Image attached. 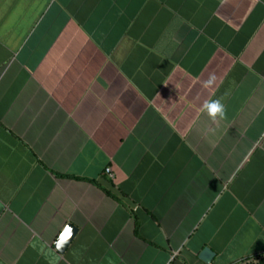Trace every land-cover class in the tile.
<instances>
[{
	"label": "crops",
	"instance_id": "obj_1",
	"mask_svg": "<svg viewBox=\"0 0 264 264\" xmlns=\"http://www.w3.org/2000/svg\"><path fill=\"white\" fill-rule=\"evenodd\" d=\"M263 260L264 0H0V264Z\"/></svg>",
	"mask_w": 264,
	"mask_h": 264
},
{
	"label": "clouds",
	"instance_id": "obj_2",
	"mask_svg": "<svg viewBox=\"0 0 264 264\" xmlns=\"http://www.w3.org/2000/svg\"><path fill=\"white\" fill-rule=\"evenodd\" d=\"M217 77L215 74H211L209 78L203 82V86L205 88L212 87L216 82ZM202 110L205 111L208 116L213 120H223L226 118V108L224 103L222 102V98H216L212 100L205 101ZM72 227L70 225H66L59 235L58 239L55 242V246L57 250L63 249L64 245L69 241L72 236Z\"/></svg>",
	"mask_w": 264,
	"mask_h": 264
},
{
	"label": "water",
	"instance_id": "obj_3",
	"mask_svg": "<svg viewBox=\"0 0 264 264\" xmlns=\"http://www.w3.org/2000/svg\"><path fill=\"white\" fill-rule=\"evenodd\" d=\"M73 229L72 231V236L71 238L69 239V241L64 245L63 249L61 250H58L60 251L61 253H65L66 250L68 249V247L70 246V244L73 242L74 238L76 237L77 235V232H78V228H76L75 226L73 225H70ZM214 256V252L210 249V248H205V250L202 252V259L208 261L209 259H211L212 257Z\"/></svg>",
	"mask_w": 264,
	"mask_h": 264
},
{
	"label": "built area",
	"instance_id": "obj_4",
	"mask_svg": "<svg viewBox=\"0 0 264 264\" xmlns=\"http://www.w3.org/2000/svg\"><path fill=\"white\" fill-rule=\"evenodd\" d=\"M107 173H108L111 177L114 178L113 169H112L111 167H109V168L107 169Z\"/></svg>",
	"mask_w": 264,
	"mask_h": 264
},
{
	"label": "trees",
	"instance_id": "obj_5",
	"mask_svg": "<svg viewBox=\"0 0 264 264\" xmlns=\"http://www.w3.org/2000/svg\"><path fill=\"white\" fill-rule=\"evenodd\" d=\"M258 264H264V260H263V261H261V263H258Z\"/></svg>",
	"mask_w": 264,
	"mask_h": 264
}]
</instances>
